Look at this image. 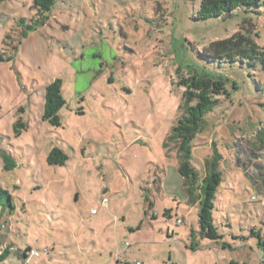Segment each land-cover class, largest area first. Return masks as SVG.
<instances>
[{
  "label": "rangeland",
  "instance_id": "obj_1",
  "mask_svg": "<svg viewBox=\"0 0 264 264\" xmlns=\"http://www.w3.org/2000/svg\"><path fill=\"white\" fill-rule=\"evenodd\" d=\"M32 1L0 0V158L15 165L10 172L0 165V187L14 207L0 214L1 244L10 236L39 252L29 264H264V72L224 69L237 89L227 83L229 97L193 141L200 174L205 160L219 156V242L197 238L198 206L188 201L166 140L181 116L178 74L202 68L200 53L244 19L264 47V13L199 21L201 0H54L46 23L19 38L15 23L30 18ZM55 79L66 106L52 128L40 119L41 93ZM75 142L94 153L91 166H111L101 188L93 175L82 180L88 199L77 205L69 185L53 181L58 168L46 164L51 147L72 151ZM107 187V213L118 223L108 217L95 225L91 209L103 210L91 195ZM1 264L24 262L11 253Z\"/></svg>",
  "mask_w": 264,
  "mask_h": 264
},
{
  "label": "trees",
  "instance_id": "obj_2",
  "mask_svg": "<svg viewBox=\"0 0 264 264\" xmlns=\"http://www.w3.org/2000/svg\"><path fill=\"white\" fill-rule=\"evenodd\" d=\"M53 4L54 0H33L29 6L33 15L28 19L20 18L15 23L19 30L17 36L22 38L26 33L42 27L47 21V15ZM236 12L262 15L264 0H201L195 19L199 21L213 18L226 19L232 17ZM247 25L253 26L250 20L244 19L239 29L231 36L210 42L200 53L201 58L205 61L202 68L195 67L192 71L178 74L177 84L184 89L179 106L181 116L176 120L166 137L167 142L172 143L176 148L177 171L182 177V186L188 201L198 206L197 238L210 242H219L222 239V236L217 232L213 216L215 194L221 183V174L217 168L219 156L215 155V157L205 160L203 173L200 174L191 163L193 141L198 134L206 129V116L213 112L222 99L229 97L227 83H232L233 89H237L236 83L225 77L224 69L247 66L254 70L258 68L264 72V47L256 44ZM255 36L258 37V34L255 33ZM9 38V35L6 34L5 40ZM0 61H3L1 56ZM43 99L41 120L51 127H60V111L66 106V102L62 97L59 79L51 81L44 88ZM15 125L24 128L22 123L17 122ZM1 158L3 159V169L6 172L15 167L14 164H11L10 167L7 166L4 155ZM66 158L58 148H52L46 161L49 166H63ZM2 212H9L11 215L14 212V207L8 191L0 187V214ZM2 215L0 221L3 218ZM29 250L26 249L16 255L20 256L24 262L25 253ZM11 253H13L11 249L2 247L0 242V264Z\"/></svg>",
  "mask_w": 264,
  "mask_h": 264
},
{
  "label": "crops",
  "instance_id": "obj_3",
  "mask_svg": "<svg viewBox=\"0 0 264 264\" xmlns=\"http://www.w3.org/2000/svg\"><path fill=\"white\" fill-rule=\"evenodd\" d=\"M30 15L32 16L33 12H30ZM14 23H15V21L13 22V24ZM13 26L14 25H12V27ZM17 31L18 30H16V32ZM43 93H44V89H43V92L41 93L42 100H43V102L41 104V108L43 107V103H44ZM40 117H41V114H40ZM27 126L29 127L28 123H27ZM52 128H54V127H52ZM52 148H58L67 157L63 166H50V167H55V168H58V169H59V167H65L66 168V172H64V173H62V172H60V170L58 171V169H56L57 173H56V176H54L53 181H55V184H57L58 187H60L62 185H65V188H67V186L69 185L67 193H69L70 197H72L73 202L76 205L81 203L83 201V199H86V198L88 199V194H87V189L88 188H87V186L84 187L81 184L82 180H85L86 177H90V176L93 175L94 177L99 178L98 179L99 180V186H98L99 188H101L103 185H107L106 182H105V179L102 181V184H101V180L100 179H101V177L107 178V173L104 171V169L107 166H109V167H111V166L110 165H106L105 166V162L102 161V160L93 161V165L91 166L90 165L91 164L90 161L92 159H91L90 156L94 155V153L90 152V151H88L86 149L81 150L80 149V142H75V148L72 147L71 148L72 151H67L65 149V146H63V145H61L59 147H51V149ZM50 150H49V152H50ZM49 152H47L46 158H47ZM96 156H98V155H96ZM86 157H90V158H86ZM70 159H71V162H70ZM46 164H47V161H46ZM0 165H2V167H3L2 162L0 163ZM47 166H49V165L47 164ZM127 168L128 167H125V166L122 167V165H120V167H119V169L122 170V175L125 176L126 179L128 178L129 181H132L131 180V173L132 172L130 171V173H129L127 171ZM140 179L141 178H139L138 181H140ZM134 180H136V179H134ZM99 188H97V190H95V192L92 193L91 197L93 198L94 202L99 203L100 208H102L103 211H100V212L96 211L95 214H92L91 211L93 209H91V211H90L91 217H89V219L90 220L93 219L91 221H93L92 223L95 224V225L96 224L99 225L100 222L104 223V221H106L108 219V217L110 219H113L114 221H116V223H118L117 222V217L113 214L112 210H111V213L114 215L112 218H111L110 214L107 213L109 204H108V200H107L106 197L110 196L113 193L110 192L111 190H110L109 187L105 188L104 190H102L99 193V190H98ZM139 189L140 190L144 189L141 183L139 184ZM10 196H12V195L10 194ZM140 196H142V194H140ZM103 200H106V205L105 206L102 205ZM22 204L24 206L25 203L22 201ZM73 209L75 210L76 207L74 206ZM67 217H69V216H66L65 218H67ZM6 220H8V219H5L4 221H6ZM166 235L167 236L168 235H173V232H169L167 230L166 231ZM57 246H58L57 244L56 245L53 244V250L57 249ZM2 247H8V248L11 249V252H13V253L15 252L16 254H19L20 252H22V251H24L26 249H31L29 246H26L25 249L21 248L20 246H18L15 243L14 240L10 239V236H8L6 242H4V244H2ZM20 259L22 260L21 257H20Z\"/></svg>",
  "mask_w": 264,
  "mask_h": 264
},
{
  "label": "built area",
  "instance_id": "obj_4",
  "mask_svg": "<svg viewBox=\"0 0 264 264\" xmlns=\"http://www.w3.org/2000/svg\"><path fill=\"white\" fill-rule=\"evenodd\" d=\"M102 205H103V206L106 205V200H103ZM91 213H92V214H95V213H96V210L93 209V210L91 211ZM178 223H179V221H178ZM43 253H44V254H47V253H48V250H44ZM39 255H40L39 252L30 249L29 251H27V252L25 253L24 264H29V259H30V258L38 257Z\"/></svg>",
  "mask_w": 264,
  "mask_h": 264
}]
</instances>
